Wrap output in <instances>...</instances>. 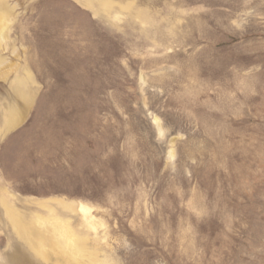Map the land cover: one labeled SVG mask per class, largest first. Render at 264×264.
<instances>
[{
  "label": "rangeland",
  "instance_id": "obj_1",
  "mask_svg": "<svg viewBox=\"0 0 264 264\" xmlns=\"http://www.w3.org/2000/svg\"><path fill=\"white\" fill-rule=\"evenodd\" d=\"M0 264H264V0H0Z\"/></svg>",
  "mask_w": 264,
  "mask_h": 264
}]
</instances>
